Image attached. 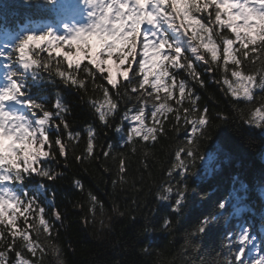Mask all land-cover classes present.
Returning a JSON list of instances; mask_svg holds the SVG:
<instances>
[{"label":"snow or ice","instance_id":"6c2138e0","mask_svg":"<svg viewBox=\"0 0 264 264\" xmlns=\"http://www.w3.org/2000/svg\"><path fill=\"white\" fill-rule=\"evenodd\" d=\"M31 2L24 0L26 4ZM42 2L47 6V19L50 21L45 24L44 31L25 30L15 36L14 44L5 45L11 48L10 51L0 49V57L8 61L15 57L17 65L15 69L5 65L6 82L0 85V226H3L0 228V241H6L0 246L4 249L0 250V264H8L10 253L15 255L12 264H37L38 261L43 264L47 249L53 254L51 264H63L61 250L51 236L54 225L46 217L45 207L37 197L26 191L18 192L10 185L22 184L26 176L33 175L55 180L60 174L44 163L56 160L57 151L59 157H66L68 142H78L81 134L70 130L63 116L68 108L58 95L52 105L55 111L34 100L22 99L28 95L25 89L28 88L26 81L29 76L36 87L52 82L45 81L41 70L78 89L86 90L91 81L93 90H99L102 96L90 100V104L104 124L119 111L123 87V95L136 102L122 116V122L129 123L126 132L128 142L134 143L135 138L157 142L160 136L166 135L164 125L170 114L177 126L181 121L190 125L187 142L177 149V163L172 164L168 172L172 176L175 170H182L179 173L182 177L192 174L188 159L184 157L195 159L193 148L196 140L206 134L211 121L208 108H201L198 103L200 97L195 95L186 80H178L177 72L173 70L183 69L204 87L194 58L207 65V73H221L218 82L227 89L226 95L236 101L251 103L256 89L264 92V0ZM84 9H88L86 16H82ZM0 37L12 39L13 32L0 25ZM41 53H46V57H41ZM186 53H190L192 58ZM257 60L259 69L246 70V63L254 65ZM98 78L106 81V85L97 83ZM185 102L189 106H185ZM219 118L225 119L223 116ZM57 119L59 123H55ZM243 122L264 133V97L259 106L249 109ZM61 125L67 140L57 135L52 141L50 129L55 127L59 132ZM116 131H123V123L116 127ZM86 132L88 139L84 155H77V161L96 155L95 129L89 125ZM103 155L107 158L110 152L104 151ZM118 171L123 180L126 172L123 158ZM74 183L82 188L79 180ZM172 191L171 186L164 187L168 195L158 198L166 201ZM89 197L92 201L89 212L94 214L99 201L91 193ZM183 199L181 191L173 211L179 210ZM100 206L103 207L102 204ZM227 206V200L218 202L216 212L204 216L196 232L204 233ZM54 217L57 221L62 220L58 210ZM21 218L24 220L23 228L18 224ZM168 224L169 221L165 220L164 225ZM41 231L47 234V244L39 240ZM253 239L247 226L229 232L228 251L221 264H264V256L245 261L247 245ZM17 240L22 242V250L16 248ZM233 244L239 247L234 248ZM25 252L33 259H28Z\"/></svg>","mask_w":264,"mask_h":264},{"label":"trees","instance_id":"16d2710c","mask_svg":"<svg viewBox=\"0 0 264 264\" xmlns=\"http://www.w3.org/2000/svg\"><path fill=\"white\" fill-rule=\"evenodd\" d=\"M15 1L0 0V25L6 28L17 17ZM259 67V60L254 65L246 63V70L255 71ZM200 73L204 87L190 77L186 81L200 97V107L208 108L211 122L206 134L196 140L195 159L184 157L192 174L182 177L179 174L182 170H175L172 176L168 172L177 163V149L187 142L190 125L181 121L177 126L170 114L164 125L166 135L157 142L139 138L134 143L119 141L115 128L124 123V111L136 103L123 95V87L119 111L103 124L90 104V100L102 93L93 90L91 81L86 90L78 89L41 70L45 81L52 82L33 87L34 96L41 103L42 97L47 99L50 109L55 111L53 93L59 92L68 108L64 119L73 133L81 134L78 142H68L66 157H59L57 151L56 160L45 162L44 166H50L60 175L55 180L44 178L41 182L54 197L46 217L52 215L53 209L62 216V220L53 224L51 236L61 250L60 258L67 264H221L228 251V233L238 231L241 226L249 227L254 237L247 245L245 261L264 256V166L260 162L264 139L260 129L243 122L249 109L259 106L264 92H256L251 103L236 101L226 95L222 82H218L219 71ZM97 83L106 85L99 78ZM185 106H189L187 102ZM89 125L95 129L96 155L77 161V155H84ZM57 135L67 140L62 125L59 132L55 127L50 129L52 141ZM104 151L110 152V156L105 158ZM209 156L212 160L205 166ZM121 158L126 162L123 180L118 171ZM76 180L82 188L76 186ZM167 186L173 189L170 198L159 199L160 195H168L164 192ZM181 191L183 202L178 211H173ZM90 193L99 201L94 214L89 212ZM221 200H227L224 212L204 233H197L200 220L214 214ZM165 220L169 221L167 226ZM18 224L24 227L22 219ZM46 235L41 231L40 242L47 244ZM33 238L36 239L35 233ZM5 243L2 241L0 246ZM20 245L17 241L18 250H22ZM25 255L33 259L31 254L25 252ZM52 255L47 249L43 264H51ZM14 257V253L9 254L8 264Z\"/></svg>","mask_w":264,"mask_h":264},{"label":"water","instance_id":"95a60500","mask_svg":"<svg viewBox=\"0 0 264 264\" xmlns=\"http://www.w3.org/2000/svg\"><path fill=\"white\" fill-rule=\"evenodd\" d=\"M262 163L264 164V152L262 154Z\"/></svg>","mask_w":264,"mask_h":264},{"label":"clouds","instance_id":"9594fccd","mask_svg":"<svg viewBox=\"0 0 264 264\" xmlns=\"http://www.w3.org/2000/svg\"><path fill=\"white\" fill-rule=\"evenodd\" d=\"M63 261V264H67V262L65 260H62Z\"/></svg>","mask_w":264,"mask_h":264}]
</instances>
